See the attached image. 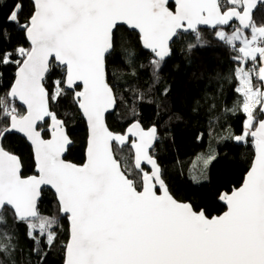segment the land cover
Listing matches in <instances>:
<instances>
[{"label": "snow or ice", "instance_id": "6c2138e0", "mask_svg": "<svg viewBox=\"0 0 264 264\" xmlns=\"http://www.w3.org/2000/svg\"><path fill=\"white\" fill-rule=\"evenodd\" d=\"M30 5L25 15V0H13L0 25V68L15 66L14 83L0 98L5 121L0 124V213L7 209L16 224L26 225L40 264L55 245L59 224L38 210L44 185L54 189L58 211L70 225L64 264H264V90L252 84L254 76L264 83V18L259 23L254 18L264 12V0H175L174 11L169 0H30ZM233 20L239 27L215 36L237 51L236 91L244 98L246 120L235 140L251 136L256 157L243 185L220 196L228 210L209 217L169 193L163 165L149 151L158 139L155 126L145 130L136 120L125 133L109 130L105 113L115 107L116 97L106 80L105 57L118 40L124 47L115 30L126 24L138 30L140 43L154 55L157 76L182 31L201 24L215 29ZM9 27L22 32L30 47H4L11 40ZM195 41L188 53L207 43L198 32ZM248 61L253 68H245ZM57 68L61 78L52 79L49 89L46 80L60 75ZM16 100L26 106L23 114ZM61 102L77 108L87 122L86 162L79 166L63 159L74 141L66 121L50 109ZM46 118L50 139L42 135ZM14 133L30 143L37 175L24 177L21 156L3 146ZM130 137L140 184L114 152V145L117 151L129 145ZM0 223L7 225L4 215ZM17 246L14 233L0 231V264H16Z\"/></svg>", "mask_w": 264, "mask_h": 264}, {"label": "trees", "instance_id": "16d2710c", "mask_svg": "<svg viewBox=\"0 0 264 264\" xmlns=\"http://www.w3.org/2000/svg\"><path fill=\"white\" fill-rule=\"evenodd\" d=\"M12 2L0 0V25L4 23L3 18L12 7ZM169 6L171 9L175 7L172 3ZM30 7V0H25V15ZM254 18L259 23L264 18V12L257 11ZM235 27L239 26L234 24L227 30ZM8 31L11 40L4 47H30L23 33L16 27H9ZM216 31L218 29H200L190 34H181L172 44L171 57L161 62L160 71L154 76L151 64L154 55L143 48L137 32L121 26L115 35L122 38L124 47H120L118 40L115 50L106 61L108 80L118 102L115 113L107 118L110 129L124 133L136 120L145 128L156 126L159 140L153 155L163 165L164 179L169 190L176 199L191 203L196 211L203 210L209 217L225 211L220 196L240 187L255 154L251 136L243 142L232 138V135L243 133L246 120L241 110L244 98L236 91L240 87L235 75L239 65L233 59L237 51L218 41ZM197 32L207 43L188 53L187 46L196 42ZM125 49L134 55L129 57ZM258 63L255 62L256 69ZM245 66L251 69L253 62L248 61ZM0 71L4 73L0 77V98H6L15 79V66L0 68ZM56 71L60 75L46 80L49 89L52 79L61 78L62 69L57 68ZM253 85L264 88L255 76ZM15 107L20 113L25 112L17 101ZM51 109L58 118L66 121L74 141L68 159L78 164L84 163L88 129L80 111L66 102L51 104ZM3 123L5 121L0 117V124ZM47 126L48 122L42 126L46 138L49 137ZM3 146L21 156L24 176L35 172L32 149L24 138L18 134L9 135L3 141ZM114 151L129 177L140 184L139 174L133 167L131 147L125 146L117 151L114 146ZM210 155L216 156L206 171L207 165L204 167V163ZM199 174L207 176L206 180L198 182ZM39 212L43 216H54L59 221L57 240L43 264H64L69 224L67 218L58 211L57 199L52 191H43ZM0 215L7 219V225L0 223V231L14 233L17 238L18 246L14 253L16 264H40L32 251L35 245L26 236V225L16 224L11 211L7 209Z\"/></svg>", "mask_w": 264, "mask_h": 264}, {"label": "water", "instance_id": "95a60500", "mask_svg": "<svg viewBox=\"0 0 264 264\" xmlns=\"http://www.w3.org/2000/svg\"><path fill=\"white\" fill-rule=\"evenodd\" d=\"M174 4V6H175V0H169V4ZM171 9V8H170ZM171 10H175V7H174V9H171ZM238 25L239 26V21L238 20H233V21H231L230 22V24L229 25H227V26H218L217 28H215V29H219V28H223V29H228L229 27H231L232 25ZM121 26H124V27H126L127 29H129L130 31H134V32H137L138 34H139V32H138V30H133V29H131L128 25H126V24H123V23H120V24H118L117 25V28L118 27H121ZM200 29H213L214 30V28L211 26V25H203V24H201V25H197V28H196V30H187V31H182L181 32V34H190V33H193V32H196V31H198V30H200ZM117 30V29H116ZM116 30H115V32H116ZM177 38V37H176ZM176 38H174V41L176 40ZM28 42V41H27ZM174 42H171L170 43V49H171V52H170V55L169 56H167V57H165V59L164 60H167L168 58H170L171 57V55H172V44H173ZM29 44V43H28ZM30 45V44H29ZM144 48V47H143ZM145 50H147V51H149L150 53H151V50H149V49H146V48H144ZM112 53V51L109 53V54H106V57H105V73H106V80H107V82H108V84H109V86L113 89V93H114V95H115V97H116V105H115V107L114 108H112V109H109V111L107 112V113H105V123H106V125L108 126V128H109V130L110 131H112V132H114L113 130H111L110 129V127H109V125H108V122H107V118H108V116L109 115H111V114H113V113H115V111H116V109H117V107H118V102H117V96H116V93H115V90H114V88H113V86L110 84V82H109V80H108V72H107V63H106V61H107V58H108V56L110 55ZM15 80V79H14ZM14 83V82H13ZM77 90L79 91V90H82V85H80V87H78L77 88ZM17 101V103L26 111V106H23L22 105V102H20L19 100H16ZM50 109H51V104H50ZM52 110V109H51ZM82 115V114H81ZM83 117V116H82ZM262 118H264V117H262ZM83 119L85 120V118L83 117ZM48 122V127H49V125H50V123H51V121L50 120H48L47 118H46V122H41V125L42 126H44L46 123ZM85 122H86V120H85ZM86 124H87V122H86ZM132 124V123H131ZM130 124V125H131ZM141 124V123H140ZM129 125V126H130ZM128 126V127H129ZM141 126L145 129V130H148V129H150L151 127H149V128H145L142 124H141ZM48 127H47V131H48ZM127 127V128H128ZM156 127V126H155ZM127 128H126V130H127ZM87 129H88V126H87ZM156 129H157V137H158V128L156 127ZM68 130V129H67ZM126 130H125V132H126ZM49 132V131H48ZM124 132V133H125ZM114 133H122V132H114ZM14 134H18V135H20L22 138H23V136H22V134H19V133H14ZM42 135L44 136V130H43V132H42ZM45 139H50L51 137H50V133H49V137H44ZM252 138V137H251ZM25 139V138H24ZM131 139H133V138H131L130 137V141H129V145H127V146H130V142H131ZM253 139V138H252ZM26 140V139H25ZM159 140V138L154 142V146H153V148H151L149 151H150V153L153 155V150L155 149V146H156V144H157V141ZM27 141V140H26ZM28 142V141H27ZM28 144L30 145V143L28 142ZM31 146V145H30ZM73 146H74V144H73ZM72 146V147H73ZM115 146V145H114ZM253 146H254V150H255V154H254V158H253V161L255 160V157H256V149H255V145H254V140H253ZM71 147V148H72ZM7 150V149H6ZM9 151V150H8ZM70 151V150H69ZM69 151L68 152H66L65 154H64V157H63V159H65L67 162H70V163H73V164H76V165H82V164H78V163H76V162H74V161H71V160H69L68 159V154H69ZM115 152V151H114ZM15 154V153H14ZM116 155V154H115ZM117 158V157H116ZM118 159V158H117ZM119 160V159H118ZM120 161V160H119ZM86 162V151H85V161H84V163ZM121 163V162H120ZM253 163V162H252ZM252 166V165H251ZM121 167H122V165H121ZM145 170L147 171V170H149V168H150V166L149 165H146L145 164ZM123 169V168H122ZM250 169H251V167H250ZM249 169V170H250ZM22 175L24 176V174H23V168H22ZM38 173H37V171H36V168H35V172L33 173V174H31V175H29V176H32V175H37ZM247 175V174H246ZM24 177H28V176H24ZM246 177V176H245ZM130 178V177H129ZM245 179V178H244ZM166 183V182H165ZM243 183H244V181H243ZM243 183L240 185V187L243 185ZM167 184V183H166ZM168 186V185H167ZM239 188V187H238ZM45 189H48V190H50V191H52L53 193H54V195H55V192H54V189H52L51 188V186L50 185H44V186H42V191H41V196H40V199H39V201H38V210H39V203H40V201H41V198H42V193H43V191L45 190ZM168 189H169V187H168ZM235 189H237V188H235ZM169 193L172 195V197L174 198V199H176L175 197H174V195L171 193V191L169 190ZM224 193H231V192H224ZM224 193H222V194H224ZM157 194H161L159 191H158V193ZM178 202H181V203H189V202H182V201H179L178 199H176ZM220 202L222 203V204H224L225 205V207H226V209H225V211L224 212H226L227 210H228V208H227V204L224 202V201H222L221 199H220ZM191 204V203H190ZM192 205V204H191ZM193 206V205H192ZM193 209H194V207H193ZM195 210V209H194ZM196 211V210H195ZM201 211H203V210H201ZM223 212V213H224ZM223 213H221L220 215H223ZM206 214V213H205ZM61 215H63L62 213H61ZM220 215H215V216H220ZM64 216V215H63ZM208 216V215H207ZM213 217V216H212ZM68 224H69V222H68ZM69 238H70V225H69ZM69 240V239H68Z\"/></svg>", "mask_w": 264, "mask_h": 264}, {"label": "rangeland", "instance_id": "374dc122", "mask_svg": "<svg viewBox=\"0 0 264 264\" xmlns=\"http://www.w3.org/2000/svg\"><path fill=\"white\" fill-rule=\"evenodd\" d=\"M224 30V31H226L227 33H231L233 30H227V29H223V28H219L218 30ZM239 47V44H237V48ZM256 63H258V58H257V61H256ZM258 65L260 66V64L258 63ZM259 66H258V68H259ZM246 67V66H245ZM258 70V69H257ZM252 84H253V81H252ZM254 87V86H253ZM254 88H256V87H254ZM261 89L262 90H264L262 87H261ZM48 127V126H47ZM244 132V131H243ZM243 134V133H242ZM242 134H240V135H242ZM235 136H238V135H232V138L235 140ZM247 139V138H246ZM246 139L244 140V141H246ZM241 142H243V141H241ZM215 156L216 155H210V158L208 159V160H206L205 161V163H204V167H206V165H207V169H206V171L208 170V168H209V164L214 160V158H215ZM205 178H207V176L205 177V175H203V174H199V177H198V182L199 181H202V180H206Z\"/></svg>", "mask_w": 264, "mask_h": 264}, {"label": "crops", "instance_id": "0c3cea01", "mask_svg": "<svg viewBox=\"0 0 264 264\" xmlns=\"http://www.w3.org/2000/svg\"><path fill=\"white\" fill-rule=\"evenodd\" d=\"M258 60H259V58H258ZM254 86V85H253ZM263 86H264V83H263ZM263 88V87H262ZM264 89V88H263ZM262 90V89H261Z\"/></svg>", "mask_w": 264, "mask_h": 264}]
</instances>
